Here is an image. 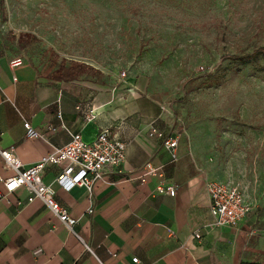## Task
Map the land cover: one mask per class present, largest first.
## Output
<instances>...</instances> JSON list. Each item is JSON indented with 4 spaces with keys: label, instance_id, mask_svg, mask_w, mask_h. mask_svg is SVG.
<instances>
[{
    "label": "crops",
    "instance_id": "crops-1",
    "mask_svg": "<svg viewBox=\"0 0 264 264\" xmlns=\"http://www.w3.org/2000/svg\"><path fill=\"white\" fill-rule=\"evenodd\" d=\"M2 18L0 149L13 146L29 166L65 145L69 132L90 142L102 128L127 146L124 161L107 167L90 192L79 185L65 191L55 184L65 162L45 166L42 181L55 188V199L75 219L71 229L41 199L28 201L24 187L0 195V264H254L247 253V215L238 227L214 226L205 186L218 179L204 170L182 135L178 159L170 162L162 140L150 132L154 124L163 133H178L159 96L144 90V79L116 81L101 73L55 79L25 59L11 68L17 35ZM25 120L43 136L25 137ZM147 161L165 164L174 195L155 191L157 177L138 178ZM13 173L0 156V175Z\"/></svg>",
    "mask_w": 264,
    "mask_h": 264
},
{
    "label": "rangeland",
    "instance_id": "rangeland-1",
    "mask_svg": "<svg viewBox=\"0 0 264 264\" xmlns=\"http://www.w3.org/2000/svg\"><path fill=\"white\" fill-rule=\"evenodd\" d=\"M0 11L15 56L42 74L82 61L144 79L204 170L241 190L247 253L264 264V56H248L264 46V0H2Z\"/></svg>",
    "mask_w": 264,
    "mask_h": 264
},
{
    "label": "built area",
    "instance_id": "built-area-1",
    "mask_svg": "<svg viewBox=\"0 0 264 264\" xmlns=\"http://www.w3.org/2000/svg\"><path fill=\"white\" fill-rule=\"evenodd\" d=\"M22 62L23 60L20 57H14L10 62V66L14 68ZM124 76L125 72H122L121 77ZM57 117L61 118L60 111H57ZM86 117L89 119L90 115L88 114ZM23 127L25 137L43 136L29 121H23ZM60 127L65 128L62 123H60ZM50 128L55 131L57 126L51 125ZM150 132L162 140L164 148L170 153L169 161H176L178 159V133H163L154 124L150 126ZM69 135L70 139L65 145L55 147L53 151L41 156L29 166H25L19 159L13 146L0 149V156L5 164L14 171L8 177L0 175V183L4 189L0 192V195L4 197L17 188L24 187L29 192L28 201L34 198L41 199L51 212L71 229L75 219L69 216L66 209L55 199V188L51 184H45L42 181L43 169L47 164L65 162V165L54 179L55 184L65 191L79 185L90 192L93 183L102 179L104 170L107 167H117L124 161L127 143L117 138L108 128L100 129L96 137L90 142L85 141L78 132H69ZM164 166V163L155 165L147 161L144 163L143 171L138 178L144 182L147 177H157L159 181L155 191L174 195L175 185L166 181ZM205 187L210 201L213 225L217 227H238L249 211L241 190L234 184L220 180H209L206 182ZM89 212H91V209H89ZM192 234L197 239L201 236L198 230H194ZM85 249L93 252L86 245ZM132 260L136 262L137 258L133 257Z\"/></svg>",
    "mask_w": 264,
    "mask_h": 264
},
{
    "label": "trees",
    "instance_id": "trees-1",
    "mask_svg": "<svg viewBox=\"0 0 264 264\" xmlns=\"http://www.w3.org/2000/svg\"><path fill=\"white\" fill-rule=\"evenodd\" d=\"M251 57H258L264 56V46L257 47L251 51L248 55ZM83 73H92L97 74L100 73L96 68L93 66L82 62V61H71L68 65H60L56 68L52 74H49L51 78L55 79H72L76 78L78 75Z\"/></svg>",
    "mask_w": 264,
    "mask_h": 264
}]
</instances>
